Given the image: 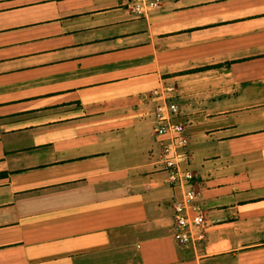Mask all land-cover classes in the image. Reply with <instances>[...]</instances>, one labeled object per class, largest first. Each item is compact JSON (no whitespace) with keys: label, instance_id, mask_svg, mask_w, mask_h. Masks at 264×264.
<instances>
[{"label":"crops","instance_id":"obj_1","mask_svg":"<svg viewBox=\"0 0 264 264\" xmlns=\"http://www.w3.org/2000/svg\"><path fill=\"white\" fill-rule=\"evenodd\" d=\"M185 124L205 238L178 245L153 92ZM0 264H264V0H0Z\"/></svg>","mask_w":264,"mask_h":264},{"label":"built area","instance_id":"obj_2","mask_svg":"<svg viewBox=\"0 0 264 264\" xmlns=\"http://www.w3.org/2000/svg\"><path fill=\"white\" fill-rule=\"evenodd\" d=\"M137 18H147L158 10L161 0H125ZM172 86H163L153 92L158 104L154 110L155 135L161 141L160 164L167 172V183L180 191L173 204V238L178 245L203 241L205 219L197 204V193L193 187L194 173L188 168L190 154L187 151L186 126L173 118L180 115L177 103L168 99Z\"/></svg>","mask_w":264,"mask_h":264},{"label":"rangeland","instance_id":"obj_3","mask_svg":"<svg viewBox=\"0 0 264 264\" xmlns=\"http://www.w3.org/2000/svg\"><path fill=\"white\" fill-rule=\"evenodd\" d=\"M185 125V124H184Z\"/></svg>","mask_w":264,"mask_h":264}]
</instances>
